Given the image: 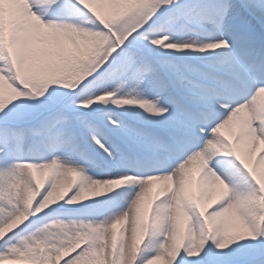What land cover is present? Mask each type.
Masks as SVG:
<instances>
[{"label": "snow or ice", "instance_id": "obj_1", "mask_svg": "<svg viewBox=\"0 0 264 264\" xmlns=\"http://www.w3.org/2000/svg\"><path fill=\"white\" fill-rule=\"evenodd\" d=\"M0 264H264V0H0Z\"/></svg>", "mask_w": 264, "mask_h": 264}]
</instances>
